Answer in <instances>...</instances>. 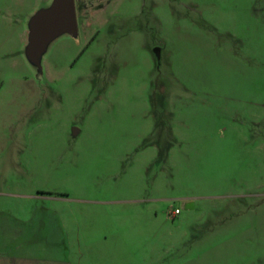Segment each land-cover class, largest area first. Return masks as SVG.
Masks as SVG:
<instances>
[{"label": "rangeland", "instance_id": "rangeland-1", "mask_svg": "<svg viewBox=\"0 0 264 264\" xmlns=\"http://www.w3.org/2000/svg\"><path fill=\"white\" fill-rule=\"evenodd\" d=\"M53 2L0 0V200L53 229L27 254L264 264V0H75L39 69Z\"/></svg>", "mask_w": 264, "mask_h": 264}, {"label": "crops", "instance_id": "crops-1", "mask_svg": "<svg viewBox=\"0 0 264 264\" xmlns=\"http://www.w3.org/2000/svg\"><path fill=\"white\" fill-rule=\"evenodd\" d=\"M73 131L77 136L78 130ZM13 198L15 197L11 199ZM8 201L0 200V264H67V262L44 260L39 256L27 254L41 250L48 251L52 248V245L48 244V242L52 243L51 239H46L52 236V222H49L51 226L46 230L49 223L44 224L42 220L49 219L48 216L35 214L22 216L8 212L3 206L9 203ZM38 228H42L40 232H45V238H40L45 244H39L40 247L35 243L36 241L31 242L29 239Z\"/></svg>", "mask_w": 264, "mask_h": 264}, {"label": "water", "instance_id": "water-1", "mask_svg": "<svg viewBox=\"0 0 264 264\" xmlns=\"http://www.w3.org/2000/svg\"><path fill=\"white\" fill-rule=\"evenodd\" d=\"M78 32L75 0H54L51 7L40 10L30 21L28 58L40 69V61L52 41L65 34L78 37ZM156 53L159 57L160 52ZM73 135L76 136L75 131Z\"/></svg>", "mask_w": 264, "mask_h": 264}, {"label": "built area", "instance_id": "built-area-1", "mask_svg": "<svg viewBox=\"0 0 264 264\" xmlns=\"http://www.w3.org/2000/svg\"><path fill=\"white\" fill-rule=\"evenodd\" d=\"M179 212H180L179 210H175L174 214L177 215V214H179Z\"/></svg>", "mask_w": 264, "mask_h": 264}]
</instances>
